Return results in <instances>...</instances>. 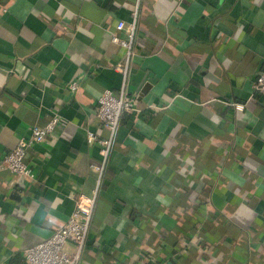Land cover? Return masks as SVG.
<instances>
[{"label": "crops", "instance_id": "obj_1", "mask_svg": "<svg viewBox=\"0 0 264 264\" xmlns=\"http://www.w3.org/2000/svg\"><path fill=\"white\" fill-rule=\"evenodd\" d=\"M135 11L129 57L112 37ZM263 70L264 0H0V162L65 122L28 150L35 179L0 165V264H24L97 189L84 264H264ZM106 89L137 109L98 183L87 132L107 135Z\"/></svg>", "mask_w": 264, "mask_h": 264}, {"label": "built area", "instance_id": "obj_2", "mask_svg": "<svg viewBox=\"0 0 264 264\" xmlns=\"http://www.w3.org/2000/svg\"><path fill=\"white\" fill-rule=\"evenodd\" d=\"M137 20L138 11L133 12L132 21L129 23L119 20L116 24L117 28L124 30L128 37L121 38L117 35L112 37L113 41L127 50L129 57L134 54L133 45L137 36ZM118 66L126 72L127 64L124 66L119 63ZM70 87L76 89L78 83L73 82ZM253 89L255 93L264 95V70L254 80ZM136 100V96L130 95L126 90H122L120 94H115L110 89H106L98 100L97 114L102 126L107 130V135L102 136L92 129L87 132L89 141L97 144L100 148L101 163L92 166L98 177V183L103 178L106 164L113 150L121 117L125 112H132L137 109ZM64 125L65 122L59 114H54L45 125H33L30 135L22 136L16 147L4 156L0 162L1 167L23 178L35 179L36 173L26 161L28 150L35 143L47 141L53 134L60 135ZM97 190L90 195L72 194L76 206L68 220L49 237L27 247L23 253L24 264H84L83 256L88 246ZM1 264L9 263L3 262ZM150 264L165 263L155 260Z\"/></svg>", "mask_w": 264, "mask_h": 264}, {"label": "rangeland", "instance_id": "obj_3", "mask_svg": "<svg viewBox=\"0 0 264 264\" xmlns=\"http://www.w3.org/2000/svg\"><path fill=\"white\" fill-rule=\"evenodd\" d=\"M88 247V246H87ZM89 252L90 253H93L94 254V256H97V257H99V258H101V259H103V260H105V256H104V251L100 248V249H95V248H91L90 247V249H89Z\"/></svg>", "mask_w": 264, "mask_h": 264}]
</instances>
